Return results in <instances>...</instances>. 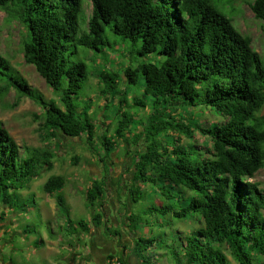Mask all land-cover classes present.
Listing matches in <instances>:
<instances>
[{
  "label": "trees",
  "instance_id": "16d2710c",
  "mask_svg": "<svg viewBox=\"0 0 264 264\" xmlns=\"http://www.w3.org/2000/svg\"><path fill=\"white\" fill-rule=\"evenodd\" d=\"M91 2L92 15L87 21L85 0H0L6 17L25 29V61L35 66L59 102L31 88L0 53V82L5 83L0 84L1 94L14 88L20 97L38 103L44 109L41 126L50 137L85 134L91 140L95 124L89 106L80 109L76 102L91 74L83 49L100 52L107 45L114 47L107 28L134 46L141 42L137 53L142 57L154 54L149 61L124 67L122 75L107 69L100 72L102 94L121 96L119 111L123 115L115 129L117 137L123 136L131 122L123 109L125 103L145 108L150 100L153 105L144 127L147 146L139 153L134 181L163 183L160 192L168 205L148 206L143 211L168 215L171 230L165 244L156 237H136L132 254L142 264H153L157 259L149 251L166 246L173 264H233L228 250L235 264H262L264 190L254 178L264 168V59L253 47L252 38L219 10L216 0ZM251 9L264 22V0H254ZM119 81L126 83L123 92L118 90ZM138 86L148 99L135 96L134 103H128L127 88ZM179 106L215 109L226 118L221 124L201 128L213 144L204 153L182 145L173 150L164 147L163 153L159 150L160 133L180 128L191 134L188 126L171 115ZM102 139L107 150L114 145L112 137ZM20 149L0 123V201L6 206L12 207L19 190L39 176L40 168H53L51 151ZM104 186V180L92 182L87 191L90 207L102 206ZM62 187L59 175H51L44 185L46 192L55 194L58 205L65 207ZM145 198L146 192L133 184L132 202ZM100 218L97 212L92 221L100 226ZM172 218H200L201 224L182 237L171 224ZM128 219V228L134 233L137 215L130 213ZM78 225L86 232L91 229L84 218ZM124 253L109 254L106 264L113 260L128 264Z\"/></svg>",
  "mask_w": 264,
  "mask_h": 264
},
{
  "label": "rangeland",
  "instance_id": "374dc122",
  "mask_svg": "<svg viewBox=\"0 0 264 264\" xmlns=\"http://www.w3.org/2000/svg\"><path fill=\"white\" fill-rule=\"evenodd\" d=\"M253 1L216 0V5L223 14L233 18L242 34L252 38L253 47L264 59V22L254 15L251 9ZM92 7L91 0H85L87 21L92 15ZM106 31L110 43L115 46L107 45L100 52L83 49L82 55L91 74L76 100L80 109L89 106L88 114L95 124L93 139H88L85 134L80 137L62 134L55 138L50 137L41 126L44 109L38 103L31 98L20 97L14 88L2 94L0 91V123L8 129L21 152L29 147L54 154L53 168H40L39 176L19 190L12 207L3 205L0 201V264H70L72 261L77 264H96L101 258L107 260V263L108 254L116 255L120 252L119 249L113 251L112 248L97 251L96 248L103 249L104 245L108 246L107 240L119 244L120 249L125 252L128 264H142L131 251L136 237L151 236L158 238L160 244L168 243V232L171 230L168 226V215L156 211L145 214L143 211L148 206L168 205V199L160 192L163 183L154 185L150 182L134 181L139 153L147 146L144 127L153 111V105L150 100L145 108L127 106L125 103L123 109L127 111L131 122L125 128L123 136L117 137L115 129L123 115V111H119L121 96L119 93L103 95V82L100 78V72L104 69L122 75L124 67L136 66L142 60L149 61L154 54L142 57L137 53L141 42L134 46L132 41L123 40L109 28ZM24 36V27L17 21H10L0 8V53L31 88L46 99L59 102V96L48 86L35 66L25 61L22 53ZM0 84L5 83L1 81ZM125 84L119 81L118 90L123 92L127 87ZM142 86L127 88L128 103L133 104L135 96L145 101L148 99ZM261 114L264 115V108ZM171 115L177 122L188 126L191 134H186L180 128L160 133L158 140L162 153L164 147L173 150L176 145L187 148L194 146L197 151L204 153L213 144L210 136L204 134L201 128L215 123L221 124L226 120L215 109L206 107L179 106ZM104 136L112 137L114 141L109 150L102 144ZM100 158L104 159L103 163ZM51 175L63 178L60 193L65 207L59 206L55 194L46 192L44 188ZM96 179L105 181L104 197L99 201L102 206L97 203L95 207H90L87 191ZM254 180L264 190V168L258 171ZM133 184L146 192L145 199L132 202L130 188ZM97 212L102 215L100 226L92 221V216ZM130 213L137 215L138 225L134 233L128 228ZM83 218L89 222V232L83 231L78 225V221ZM200 220L172 218L170 222L183 237L191 230H196L201 224ZM160 233L166 235L161 236ZM225 252L228 259L235 264L229 251ZM149 253L155 254L153 256L157 259L153 260V264H173L168 258L166 246L160 249L155 247ZM261 262L264 264V258Z\"/></svg>",
  "mask_w": 264,
  "mask_h": 264
},
{
  "label": "crops",
  "instance_id": "0c3cea01",
  "mask_svg": "<svg viewBox=\"0 0 264 264\" xmlns=\"http://www.w3.org/2000/svg\"><path fill=\"white\" fill-rule=\"evenodd\" d=\"M50 242H52V241H50ZM106 242H108V246H106V245H104V248L103 249H98V248H96L97 249V251L98 250H100V251H103V250H109V249H113V251H118V249L121 251V249H120V246H119V244L118 243H115V241H110V240H107ZM109 255V254H108ZM80 259V258H79ZM106 261L107 260H104V259H102L101 258V260L99 261V262H96V264H106ZM80 262V261H79ZM70 264H77L76 263V261H72ZM91 264V263H90Z\"/></svg>",
  "mask_w": 264,
  "mask_h": 264
},
{
  "label": "built area",
  "instance_id": "2783aa9c",
  "mask_svg": "<svg viewBox=\"0 0 264 264\" xmlns=\"http://www.w3.org/2000/svg\"><path fill=\"white\" fill-rule=\"evenodd\" d=\"M113 264H119L116 260H113Z\"/></svg>",
  "mask_w": 264,
  "mask_h": 264
}]
</instances>
